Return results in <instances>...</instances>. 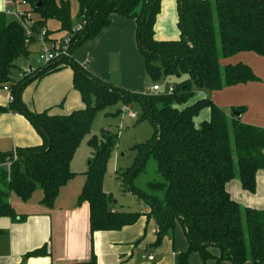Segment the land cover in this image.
<instances>
[{
	"label": "trees",
	"instance_id": "16d2710c",
	"mask_svg": "<svg viewBox=\"0 0 264 264\" xmlns=\"http://www.w3.org/2000/svg\"><path fill=\"white\" fill-rule=\"evenodd\" d=\"M23 1L29 25L0 11V88L7 86L13 97L7 106H0V114L25 116L43 142L0 152V217L22 221L24 217L17 219L10 203L11 195L26 202L38 189L44 192L42 203L52 208L61 188L76 175L71 163L98 112L119 103L138 104L141 118L150 121L154 132L135 146L134 163L118 172V178L122 191L135 195L148 211L112 209L113 198L104 183L117 140L104 131L101 139L93 136L88 142L93 156L79 195V203L90 206L92 234L120 230L147 216L158 227L154 246L166 236L173 238L177 224L182 227L189 247L178 264H189L194 252L206 262L214 256L212 248L220 251L218 261L264 264V210L242 206L227 190V184L238 179L244 190L256 192L257 173L264 170V128L229 116L209 95L198 97L200 91L212 93L260 79L249 65H223L222 59L241 52L264 58V0H177L180 37L172 40L155 36L163 0H76L75 15L71 0ZM113 14L136 20L137 45L149 77L159 84L162 79L178 78L170 83L173 92L163 87L158 94L131 92L98 78L74 59V51L107 28ZM50 20L59 21L60 31L67 33L75 23H86L72 35L70 56L20 78L18 60L30 56ZM64 68L72 69L73 88L84 107L65 115L31 110L22 99L24 89ZM205 109L210 111L209 119L198 122ZM150 160L159 179L141 188L137 181L147 174ZM48 247L30 251L25 258L50 255ZM79 264H98L95 252L90 261Z\"/></svg>",
	"mask_w": 264,
	"mask_h": 264
},
{
	"label": "crops",
	"instance_id": "0c3cea01",
	"mask_svg": "<svg viewBox=\"0 0 264 264\" xmlns=\"http://www.w3.org/2000/svg\"><path fill=\"white\" fill-rule=\"evenodd\" d=\"M8 1L0 0V11L6 10ZM177 23V0H163L155 25L156 38H179ZM66 33L64 31L63 36ZM136 34L137 22L134 18L113 14L107 28L74 51V59L106 82L131 92L146 93L155 83L147 73ZM50 36L55 40L63 37L57 38L54 34ZM238 63L249 65L260 79L225 87L211 94L200 91L198 97L209 95L219 107L232 111L227 113L229 116L238 113L236 117L241 122L264 128V58L254 52H241L224 60L225 65ZM27 65L38 67L42 64L34 66L29 61ZM9 97L10 93L0 88V106H7ZM22 99L33 111H50L58 115L69 114L84 107L80 94L73 88L71 68L61 69L29 84L22 93ZM235 108H241V111L235 112ZM209 117L210 111L205 109L197 121L202 122ZM42 142L41 136L25 116L13 112L0 114V152L11 153L19 148L39 146ZM74 159L71 169L76 175L61 188L52 208L42 203V189H38L26 202L16 194L11 195L10 203L17 219H24L15 221L9 217H0V264H79L90 261L93 251L98 264H178L180 254L189 247L180 224L175 227L174 237H164L158 246H154L158 234L157 224L147 216H142L137 223L120 230L96 231L92 234L90 206L87 202L79 203L87 168L73 167ZM227 190L242 206L264 210V170L257 173L256 192L244 190L238 179L230 181ZM112 209L126 211L114 206ZM147 211L146 207L143 212ZM45 244L49 246L50 255L25 258V254ZM211 251L214 256L206 262L198 253H192L189 264H232L228 260L218 261V249L212 248ZM151 255L154 256L152 260L149 259Z\"/></svg>",
	"mask_w": 264,
	"mask_h": 264
},
{
	"label": "rangeland",
	"instance_id": "374dc122",
	"mask_svg": "<svg viewBox=\"0 0 264 264\" xmlns=\"http://www.w3.org/2000/svg\"><path fill=\"white\" fill-rule=\"evenodd\" d=\"M71 2L72 13L73 15H75L78 10V3L76 0H71ZM45 29L53 32L54 36L57 38H61L64 35V31H60L61 25L57 20L48 21ZM175 29L179 31L177 27ZM67 34L69 33H66L65 36ZM39 51L40 44L38 43L32 47L31 57L29 59L21 58L18 60L17 64L19 66L27 65L29 64V61H31L34 66H36L38 63L41 65V62L37 57ZM228 58L222 59L223 65H225L224 60H227ZM39 67L40 66L33 68L37 69ZM177 81L178 78L171 77L167 80L162 79L159 82L161 83L164 90H168L170 83H176ZM204 92H208V94H211L209 91ZM6 95L8 96L7 93H5V96ZM130 110L135 112L138 115V118L131 119L128 116V110L126 109V106L122 103L112 105L102 111H99L92 125L90 133L82 141L76 152V156L74 159L75 166L73 167L87 168V165L91 157L93 156V151L88 144L89 140L93 136L101 139L103 137L104 131L111 132L116 137L117 146L109 160L105 180V190L107 191V193L112 195V207L114 206L119 210L143 212L146 209V205L142 201L138 200L137 197L132 193H124L122 191L123 185L118 178V172L132 166L137 153L134 150L135 146L150 139L153 135L154 128L150 121L143 120L141 118L142 109L140 105L133 104V106H130ZM228 112L232 111L228 110L227 113ZM158 179L159 176L156 173V164L153 160H150L147 165V174L142 176L137 181V185L141 188H146V183L148 181Z\"/></svg>",
	"mask_w": 264,
	"mask_h": 264
},
{
	"label": "built area",
	"instance_id": "2783aa9c",
	"mask_svg": "<svg viewBox=\"0 0 264 264\" xmlns=\"http://www.w3.org/2000/svg\"><path fill=\"white\" fill-rule=\"evenodd\" d=\"M27 6L26 2L23 0H9L7 3V8L5 12L12 17H16L18 19L24 20V22L29 25L31 23L29 15L26 13V11L23 10V8ZM85 21L76 23L69 34L62 37L61 39L55 40L52 39L50 34H48V30L45 28L42 30L38 41L40 42V51L38 53V60L41 62L42 65L50 64L53 62H56L60 60L61 58L70 56L71 48L73 45L72 41V35L74 33L76 34L78 31L82 30L83 26L85 25ZM28 35H31V31L28 30ZM35 71V68L32 66L22 68L20 72V78H23L26 75H29ZM4 90L10 93V89L6 86L4 87ZM174 87L169 86L168 90H164L167 92H173ZM150 92L155 93H161L163 92V88L161 84L155 83L151 86ZM13 99L11 93L9 100L11 101ZM126 109L128 110V115L131 118H138V115L130 110V106H126ZM11 161L8 160L6 162L7 167H11ZM154 256L151 255L149 259H153Z\"/></svg>",
	"mask_w": 264,
	"mask_h": 264
},
{
	"label": "water",
	"instance_id": "95a60500",
	"mask_svg": "<svg viewBox=\"0 0 264 264\" xmlns=\"http://www.w3.org/2000/svg\"><path fill=\"white\" fill-rule=\"evenodd\" d=\"M234 115L238 116L239 114L238 113H235ZM138 258V257H137Z\"/></svg>",
	"mask_w": 264,
	"mask_h": 264
}]
</instances>
